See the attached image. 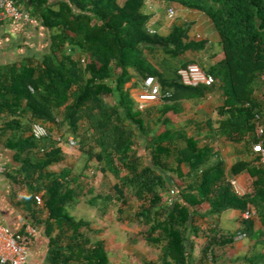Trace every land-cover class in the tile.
<instances>
[{
	"label": "trees",
	"instance_id": "16d2710c",
	"mask_svg": "<svg viewBox=\"0 0 264 264\" xmlns=\"http://www.w3.org/2000/svg\"><path fill=\"white\" fill-rule=\"evenodd\" d=\"M15 1L52 33V46L41 62L0 67V137L20 165L8 177L29 189L25 203L45 225L52 264H113L106 239L99 238L104 231L73 214L85 197L102 217L121 205L119 221L139 228L129 242L161 252L158 262L145 264H219L218 251L233 246L240 233L254 239L256 222L244 215L255 212L264 227V168L254 151L264 142V0H157L213 21L226 58L204 70L215 80L212 87L186 86L179 72L192 63L173 64L206 43L188 41L183 26L167 37L152 34L147 0ZM149 77L173 97L141 111L127 85ZM217 91L224 100L219 126L212 128L214 143H203L191 129L177 127L182 102ZM36 123L48 126L51 137L37 140ZM59 136L79 140L80 147L78 162L56 171L66 162ZM217 140L244 145L251 159L228 173L216 159ZM91 164L95 177L106 180L101 189L91 181ZM243 172L252 176L253 192L239 196L232 180ZM231 210L241 212L240 229L227 234L213 219ZM202 233L208 242L196 256ZM244 260L264 264V254Z\"/></svg>",
	"mask_w": 264,
	"mask_h": 264
},
{
	"label": "crops",
	"instance_id": "0c3cea01",
	"mask_svg": "<svg viewBox=\"0 0 264 264\" xmlns=\"http://www.w3.org/2000/svg\"><path fill=\"white\" fill-rule=\"evenodd\" d=\"M170 9L176 11L175 17L170 16ZM145 13L150 17L149 27L150 31L154 32L153 34L167 37L176 26H183L189 30L188 41L206 43L203 51H189L181 58V61H175L173 63L174 69H180L183 64L192 63L198 64L203 70H209L225 60L226 54L222 38L213 21L206 14L178 5L161 3L157 0H147ZM51 46L52 33L37 23L23 25L15 21H7L0 25V67L2 68L22 65L29 61L41 62L45 56L51 53ZM154 64L159 66L157 62H154ZM160 67L163 68L164 66ZM163 70L168 71L169 78L173 77L172 70L168 68H163ZM142 87L143 84L137 80L127 85V89L130 90L136 101ZM160 104H150L146 110ZM223 104L224 100L220 91L209 94L206 99L200 102L194 100L184 101L182 102L184 110L178 117L177 127L191 129L192 132L200 135L199 138L203 143H214L212 128H218L219 126L218 109ZM5 140L6 138L0 137V220L14 233L29 234L31 228L34 230V235H31L32 247L29 264H52L51 254L53 249L45 225L34 218V206L25 203L26 198L30 196L29 189L23 185L14 184L8 177V173L14 169H19L20 165L15 162V153L6 148ZM215 142L219 143L220 148V155L216 159L221 160L226 165L228 173L238 162L251 159V154L247 153L246 147L242 144L219 140ZM54 170L56 169L54 168ZM232 182H236L234 190L239 196H245L253 192L254 180L247 172L241 173ZM82 203L83 201L77 209L82 206ZM95 210L100 213L97 209ZM97 219L98 221H95L94 225L92 220L89 219V221L92 223L93 228L104 230L101 237L106 239L107 249L111 256L112 250L109 242L110 239H114L113 236H115L119 227L115 226L113 229L115 224L109 227H105V225L108 220H110V223H118L119 218L106 219L105 217L102 220ZM240 219L241 212L231 210L221 217L213 219V222L227 233L224 221H234V223H237V227L231 233H235L240 229ZM253 219L256 222L257 231L254 239L247 236L240 240L236 238L233 246L226 248L224 251H218V255H221L219 264H238L242 261L245 264L244 259L256 255L254 252L259 246L262 247L261 254H264V235H262L264 227L258 215L254 216ZM207 242L208 238L203 233L195 239L196 256H200L201 249ZM111 261L113 263L112 256Z\"/></svg>",
	"mask_w": 264,
	"mask_h": 264
},
{
	"label": "built area",
	"instance_id": "2783aa9c",
	"mask_svg": "<svg viewBox=\"0 0 264 264\" xmlns=\"http://www.w3.org/2000/svg\"><path fill=\"white\" fill-rule=\"evenodd\" d=\"M176 11L170 9V16L175 17ZM7 21H15L23 25L33 23L31 15L20 7L15 0H0V25ZM152 34L154 32L150 31ZM179 75L182 82L186 86L198 87L206 85L212 87L215 84L213 77L207 73L198 64H191L187 68L181 69ZM173 97L171 93L164 94L161 85L155 77H149L143 84L141 93L138 96V107L141 111H145L150 104L164 103ZM260 119V116H257ZM32 135L39 141L51 137V132L43 123L33 125ZM59 143H66L70 148L78 147V143L73 138L57 137ZM254 151L260 158V164L264 168V142L254 146ZM235 187L236 182H232ZM175 197L176 191L172 192ZM41 201V198L38 197ZM257 214L255 212H247L244 217L252 219ZM31 230V231H30ZM29 234H18L11 231L0 220V263L1 264H29V256L32 247L31 235L34 230L31 228ZM239 240L246 238L245 234L240 233L237 237Z\"/></svg>",
	"mask_w": 264,
	"mask_h": 264
},
{
	"label": "rangeland",
	"instance_id": "374dc122",
	"mask_svg": "<svg viewBox=\"0 0 264 264\" xmlns=\"http://www.w3.org/2000/svg\"><path fill=\"white\" fill-rule=\"evenodd\" d=\"M65 136V134H61ZM87 136L86 130L81 131V139L85 138ZM67 137V135L65 136ZM78 143V147L76 148H70L66 143L63 146L65 149L66 156V162L57 165L55 167L56 170H61L67 165H75L78 162L77 156L79 155V147L80 142L79 140L75 139ZM142 154H145V146L142 147ZM94 164H91V171L90 176L92 177L91 181L94 184L95 188L101 189L105 183V178L99 174V176L96 178L94 175L93 170L95 168L93 167ZM94 168V169H93ZM104 184V185H103ZM90 197L83 198L82 206L78 209L76 208L73 213L75 216H78L79 218H84L89 221L92 220L93 225L95 224V221L97 222L98 219H106L107 218H119L118 209L121 206L120 204H114L108 214L104 217L101 216V213H98L94 208H92L86 201L89 200ZM86 202V203H85ZM82 210V211H81ZM126 219H128V216L125 215ZM118 223H110V220L107 221L105 227L113 226V229L115 226H118L115 236H113L114 239H110L109 244L111 245V256L113 258V264H145L146 261H155L158 262L161 252L151 246H149L146 242L140 241L137 245H132L129 242V238L131 236H134L136 233H138V226L134 223H131L129 220L127 222H120L119 219L117 220ZM109 222V223H108ZM210 223V222H209ZM201 225L204 227V231L208 232V225L204 222H201ZM224 227L227 230V233H231L233 230H236L237 223L233 222H226L224 221ZM104 231V230H103ZM102 236V235H101ZM99 236V237H101ZM264 242V241H263ZM261 245V244H260ZM261 246H259L254 253L261 254ZM238 264H244L243 261Z\"/></svg>",
	"mask_w": 264,
	"mask_h": 264
}]
</instances>
